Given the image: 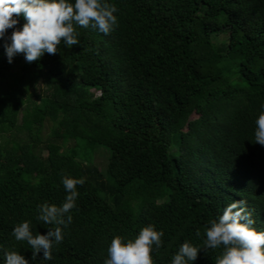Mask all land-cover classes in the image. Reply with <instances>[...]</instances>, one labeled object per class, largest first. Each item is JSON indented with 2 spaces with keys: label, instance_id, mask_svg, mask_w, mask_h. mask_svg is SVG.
<instances>
[{
  "label": "trees",
  "instance_id": "trees-1",
  "mask_svg": "<svg viewBox=\"0 0 264 264\" xmlns=\"http://www.w3.org/2000/svg\"><path fill=\"white\" fill-rule=\"evenodd\" d=\"M106 2L117 8L110 34L77 25L79 44L62 41L38 61L18 54L9 63L3 45L13 29L0 39V264L4 251L29 264H104L115 235L147 225L163 231L154 264H171L183 242L203 248L209 220L238 200L264 230V146L254 141L264 110V0ZM8 73L28 85H9ZM47 118L54 126L43 141ZM97 147L109 152L104 169L93 161ZM64 174L85 180L64 217L72 221L51 260L42 251L32 260L13 229L55 227L37 219V206L62 205ZM218 251L201 249L189 264H214Z\"/></svg>",
  "mask_w": 264,
  "mask_h": 264
},
{
  "label": "clouds",
  "instance_id": "clouds-1",
  "mask_svg": "<svg viewBox=\"0 0 264 264\" xmlns=\"http://www.w3.org/2000/svg\"><path fill=\"white\" fill-rule=\"evenodd\" d=\"M117 8L106 0H0V39L9 29L11 35L4 42L8 62L22 54L28 63L38 61L45 53L55 55L63 41L69 48L79 44L76 26L91 27L108 35L117 26ZM24 23L18 27V17ZM10 41V42H9ZM264 109V106H262ZM254 141L264 146V110L255 121ZM63 186L68 193L61 206L47 202L38 205L37 219L46 225V234H33L30 223L24 221L15 225L12 235L17 241H26L32 250V260L43 252L44 260L52 259L54 244L63 241L61 226H67L72 216L65 215L75 207L79 196L78 185L83 178L70 174L62 175ZM246 202L238 200L229 203L218 219H210L204 233L203 248L185 241L173 256L171 264H189L195 261L201 249L219 250L214 264H264V230H257ZM201 232L196 231L199 237ZM163 231L147 225L131 238L115 235L107 247L104 264H154L151 253L162 246ZM5 264H29V260L17 251H4Z\"/></svg>",
  "mask_w": 264,
  "mask_h": 264
},
{
  "label": "rangeland",
  "instance_id": "rangeland-1",
  "mask_svg": "<svg viewBox=\"0 0 264 264\" xmlns=\"http://www.w3.org/2000/svg\"><path fill=\"white\" fill-rule=\"evenodd\" d=\"M217 39L218 38H216L215 41ZM61 46H62L61 44L58 46V51H60ZM67 53H68V51H67ZM21 59H25L23 55H21ZM24 62L25 61H22V62H20V64L21 63L24 64ZM18 64H16L14 66L13 70H16V71L18 70L17 69ZM8 83H9V85L14 86L15 88H18V89L28 85V81H26V80L24 81L21 79L20 73L9 74ZM40 83L41 84H37L40 90L38 91V93L37 92L36 93L41 94L42 96H46L47 92H48L47 85L43 82H40ZM92 92H95V90H92ZM34 100L38 101L39 98L35 97ZM194 116H195V114H194ZM53 126H54L53 121L51 119L47 118L44 125L41 127V129L39 131L40 137L43 141L49 136ZM68 145H72V142H69ZM177 150H178V147L173 146V151H177ZM108 159H109V152L107 151V149L105 147H97L95 149L94 154H93V161H94L95 165L99 166L101 169H104L108 164Z\"/></svg>",
  "mask_w": 264,
  "mask_h": 264
}]
</instances>
